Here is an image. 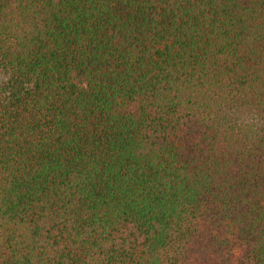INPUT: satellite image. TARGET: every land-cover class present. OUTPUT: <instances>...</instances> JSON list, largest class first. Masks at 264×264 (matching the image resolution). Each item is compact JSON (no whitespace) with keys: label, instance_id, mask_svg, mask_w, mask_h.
I'll return each mask as SVG.
<instances>
[{"label":"trees","instance_id":"1","mask_svg":"<svg viewBox=\"0 0 264 264\" xmlns=\"http://www.w3.org/2000/svg\"><path fill=\"white\" fill-rule=\"evenodd\" d=\"M0 264H264V0H0Z\"/></svg>","mask_w":264,"mask_h":264}]
</instances>
